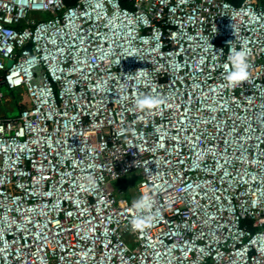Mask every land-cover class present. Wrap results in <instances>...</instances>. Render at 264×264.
Returning a JSON list of instances; mask_svg holds the SVG:
<instances>
[{
	"label": "built area",
	"instance_id": "built-area-1",
	"mask_svg": "<svg viewBox=\"0 0 264 264\" xmlns=\"http://www.w3.org/2000/svg\"><path fill=\"white\" fill-rule=\"evenodd\" d=\"M0 84V264H264V0H0Z\"/></svg>",
	"mask_w": 264,
	"mask_h": 264
},
{
	"label": "clouds",
	"instance_id": "clouds-1",
	"mask_svg": "<svg viewBox=\"0 0 264 264\" xmlns=\"http://www.w3.org/2000/svg\"><path fill=\"white\" fill-rule=\"evenodd\" d=\"M247 57L248 53L245 49H230L226 62L223 64L222 73V79L227 87L233 88L247 78ZM160 103V98L155 95L141 94L134 99V109L145 111L158 106ZM132 211L134 216L130 220V228L133 232L151 227L156 213L153 212L152 198L146 192L133 201Z\"/></svg>",
	"mask_w": 264,
	"mask_h": 264
},
{
	"label": "rangeland",
	"instance_id": "rangeland-1",
	"mask_svg": "<svg viewBox=\"0 0 264 264\" xmlns=\"http://www.w3.org/2000/svg\"><path fill=\"white\" fill-rule=\"evenodd\" d=\"M45 17V15H43ZM28 104V96L24 89H8L5 85L0 84V116L12 117ZM139 181V175L131 172L126 175L120 182L110 184L111 188L121 187L123 196L127 198L137 197L136 187Z\"/></svg>",
	"mask_w": 264,
	"mask_h": 264
},
{
	"label": "trees",
	"instance_id": "trees-1",
	"mask_svg": "<svg viewBox=\"0 0 264 264\" xmlns=\"http://www.w3.org/2000/svg\"><path fill=\"white\" fill-rule=\"evenodd\" d=\"M77 0H65V4L70 6V5H73L74 3H76ZM230 2H232L233 4H240L242 2V0H228Z\"/></svg>",
	"mask_w": 264,
	"mask_h": 264
},
{
	"label": "water",
	"instance_id": "water-1",
	"mask_svg": "<svg viewBox=\"0 0 264 264\" xmlns=\"http://www.w3.org/2000/svg\"><path fill=\"white\" fill-rule=\"evenodd\" d=\"M12 65V60L7 61V67H10Z\"/></svg>",
	"mask_w": 264,
	"mask_h": 264
}]
</instances>
